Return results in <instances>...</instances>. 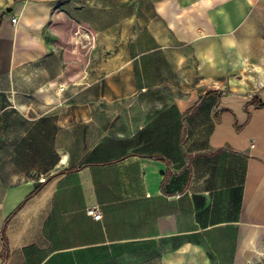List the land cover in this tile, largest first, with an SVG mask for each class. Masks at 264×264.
<instances>
[{
    "label": "crops",
    "instance_id": "0c3cea01",
    "mask_svg": "<svg viewBox=\"0 0 264 264\" xmlns=\"http://www.w3.org/2000/svg\"><path fill=\"white\" fill-rule=\"evenodd\" d=\"M74 2L0 0V264H264V0H156L183 95L103 122L59 87Z\"/></svg>",
    "mask_w": 264,
    "mask_h": 264
},
{
    "label": "rangeland",
    "instance_id": "374dc122",
    "mask_svg": "<svg viewBox=\"0 0 264 264\" xmlns=\"http://www.w3.org/2000/svg\"><path fill=\"white\" fill-rule=\"evenodd\" d=\"M155 3L75 0L52 22L57 40H68L58 46L66 65L60 89L79 92L82 107H97L102 122L105 108L119 112L122 107L146 105L152 96L163 105L171 99L169 91L183 95L184 73L170 71L169 52L158 48L152 34L166 25L155 16ZM177 47L184 50V46ZM144 89L151 95H140ZM3 150L8 152V148ZM199 261L194 259L193 264Z\"/></svg>",
    "mask_w": 264,
    "mask_h": 264
},
{
    "label": "built area",
    "instance_id": "2783aa9c",
    "mask_svg": "<svg viewBox=\"0 0 264 264\" xmlns=\"http://www.w3.org/2000/svg\"><path fill=\"white\" fill-rule=\"evenodd\" d=\"M10 23L15 26L18 23V17L16 15H13L10 17ZM87 213L92 216L95 220L101 219V213L97 208H92L87 211Z\"/></svg>",
    "mask_w": 264,
    "mask_h": 264
},
{
    "label": "trees",
    "instance_id": "16d2710c",
    "mask_svg": "<svg viewBox=\"0 0 264 264\" xmlns=\"http://www.w3.org/2000/svg\"><path fill=\"white\" fill-rule=\"evenodd\" d=\"M35 191H37V188L33 192H35Z\"/></svg>",
    "mask_w": 264,
    "mask_h": 264
}]
</instances>
